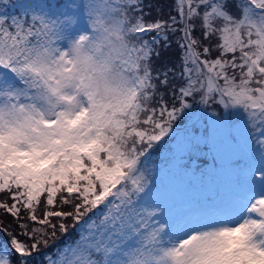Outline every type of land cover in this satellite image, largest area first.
I'll use <instances>...</instances> for the list:
<instances>
[{
  "label": "snow or ice",
  "instance_id": "6c2138e0",
  "mask_svg": "<svg viewBox=\"0 0 264 264\" xmlns=\"http://www.w3.org/2000/svg\"><path fill=\"white\" fill-rule=\"evenodd\" d=\"M153 7L0 0V264H264V0ZM218 138L229 193L173 214L153 153Z\"/></svg>",
  "mask_w": 264,
  "mask_h": 264
},
{
  "label": "rangeland",
  "instance_id": "374dc122",
  "mask_svg": "<svg viewBox=\"0 0 264 264\" xmlns=\"http://www.w3.org/2000/svg\"><path fill=\"white\" fill-rule=\"evenodd\" d=\"M169 145L175 149L174 141ZM156 155L159 156L152 155L150 164L155 177L154 192L173 214L225 197L237 176L236 164L244 158L243 150L227 145L219 138L215 148L211 145L203 147L192 160L184 155L177 163L168 148ZM206 156L214 162L212 166L205 163ZM182 204L184 207L180 206Z\"/></svg>",
  "mask_w": 264,
  "mask_h": 264
},
{
  "label": "trees",
  "instance_id": "16d2710c",
  "mask_svg": "<svg viewBox=\"0 0 264 264\" xmlns=\"http://www.w3.org/2000/svg\"><path fill=\"white\" fill-rule=\"evenodd\" d=\"M145 3H151L154 7L152 9V14L150 18H156L158 13V9H162V15L163 18H167L168 15V10H169V5L171 3V0H145ZM174 48L173 49H169V50H161V56L159 58V66H164V65H168L169 64V60L172 57V53L174 52ZM168 148H170V145H168ZM161 151V150H159ZM159 151L154 152V156L157 158L159 155H156ZM164 151V149H163ZM3 198V197H0ZM67 207V206H65ZM0 220L3 221V224L5 227L10 226V230L11 229H15V224L13 221V218L9 215H5L3 213V210H0ZM20 239H24V237H19ZM8 237L3 233L0 232V246H3L4 244L7 243L8 241ZM74 239V233H72L71 231L69 232V235L67 236H63L61 237L59 240L56 241L55 244L52 245L51 248L46 249V251L48 253H53V249L65 244L66 242H70ZM16 257H13V261H15ZM42 256L40 257H36L34 261H29V264H36L37 261H42Z\"/></svg>",
  "mask_w": 264,
  "mask_h": 264
}]
</instances>
